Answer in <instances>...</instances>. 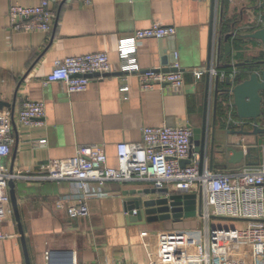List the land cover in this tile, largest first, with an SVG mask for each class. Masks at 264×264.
I'll list each match as a JSON object with an SVG mask.
<instances>
[{
	"label": "crops",
	"instance_id": "obj_1",
	"mask_svg": "<svg viewBox=\"0 0 264 264\" xmlns=\"http://www.w3.org/2000/svg\"><path fill=\"white\" fill-rule=\"evenodd\" d=\"M260 2L218 0L214 15L212 0H91L89 5L77 0H58L50 4L55 12V23L49 33H12L7 18L9 6H36L39 0H0V100L13 104L12 117L9 109L0 111L7 113L10 119L13 138L11 154L0 160V167L9 171L12 166L13 173L20 175L36 174L43 166L73 157L79 146H102L107 165L116 168V145L140 143L143 127L188 125L192 129L199 128L206 99V76L195 80L189 71L209 68L211 63L217 69L230 71L232 67L225 68L226 64L256 65L262 61L264 51L260 44L244 39L246 34L255 31L253 26L258 18H264ZM212 14L215 42L219 35L222 39L228 36L232 47L226 63L222 61L223 44L221 48L214 46L211 61H208ZM153 23L174 27L175 38L141 41L136 52L139 69H164L162 65L167 63L169 67L174 60L173 52H177L179 68L184 71L181 93L158 87L141 91L137 75L126 77L119 72L91 76L87 88L78 93L67 94L57 83L43 85L56 59L104 52L117 67L119 41ZM239 43L243 46L240 53ZM253 69L255 67L250 70ZM123 83L128 86L126 101H122L119 92ZM218 88L226 89L225 81L220 82ZM209 96L211 129L214 82ZM262 96L260 121L264 119V93ZM224 98L227 103L232 100L230 95ZM24 99L44 103V126L23 127L17 122V112ZM219 101L222 103V98ZM228 112L235 116L234 109L223 110L221 116L216 114L215 148L239 140L246 147L252 145L251 137L230 135L242 127L226 122ZM243 130L249 131L250 126H244ZM42 140L45 144L37 143ZM205 160L206 168L214 173H234L242 169L228 165L227 155L215 154L212 165L209 153ZM14 182L19 220L31 264H48L45 255L53 252H71L72 264H156L152 252L156 235L173 231L172 225L184 221L145 225L127 221L123 191L151 189L154 186L149 182L106 183L100 196L86 199L88 215L76 218L67 215L66 202L60 209L54 204L58 197H69L72 201L80 196L71 181L18 179ZM200 223L197 217L196 222L187 225L198 224L192 228L198 229ZM213 223L211 220V225ZM225 224L231 227L213 228H241L244 222L228 220ZM66 261L67 256L61 254L57 264H66ZM0 264H25L12 209L7 217L0 218Z\"/></svg>",
	"mask_w": 264,
	"mask_h": 264
},
{
	"label": "built area",
	"instance_id": "obj_2",
	"mask_svg": "<svg viewBox=\"0 0 264 264\" xmlns=\"http://www.w3.org/2000/svg\"><path fill=\"white\" fill-rule=\"evenodd\" d=\"M52 1L58 0H39L36 6L11 4L7 14L10 31L49 33L55 23V12L50 8ZM77 1L83 5L91 3V0ZM214 1L216 4L218 0ZM263 25L264 18L259 17L253 30ZM174 38V27L153 23L119 41L117 67L110 63L104 52L56 59L43 85L57 83L67 94L78 93L87 88L91 75L103 77L119 72L126 77L137 75L141 91L158 87L181 93L184 71L179 68L177 52H173L174 60L169 65L174 71L165 72L160 68L140 71L136 59L141 41ZM189 72L195 80L209 75L219 82L229 80L233 85L241 75L236 67L226 71L215 68L212 63L209 68ZM119 92L122 101H126L128 86L125 83L119 87ZM44 118V103L28 99L22 101L16 116L23 127H42ZM226 122L242 127V122L231 112L226 114ZM141 130L140 143L116 145V168L107 165L102 146H79L73 157L43 166L36 174H11L8 169L0 167V218L11 214L10 180L71 181L80 196L72 201L69 197H58L54 202L59 209L66 202L70 218L87 216L86 199L100 196L106 183L149 182L153 188H166L169 193L195 194L200 196L201 202L200 215L197 216L200 228L163 231L156 235L152 251L156 264H264V163L234 173H214L206 168V156L202 160L197 152L191 151L192 128L188 125L143 127ZM11 135L10 119L7 113H0V160L11 154ZM37 143L45 144V141ZM184 160L189 162L182 167L180 162ZM213 218L242 220L244 224L241 228H212ZM45 257L48 260L49 253Z\"/></svg>",
	"mask_w": 264,
	"mask_h": 264
},
{
	"label": "water",
	"instance_id": "obj_3",
	"mask_svg": "<svg viewBox=\"0 0 264 264\" xmlns=\"http://www.w3.org/2000/svg\"><path fill=\"white\" fill-rule=\"evenodd\" d=\"M214 6L216 4L212 0V10L214 14ZM260 8L264 12V0L260 2ZM213 14L212 21L210 24V40L208 44V61H211V55L214 52V46L217 45L221 48L223 44V62H227L232 52L231 44L228 42L229 37L226 36L224 39L219 35L217 42L213 38ZM215 15V14H214ZM244 39L254 41L260 44L264 51V25L249 34L244 36ZM223 41H225L223 43ZM248 64L240 63L236 65L226 64L225 68L231 67H242ZM163 71H174L168 67L167 64H163ZM258 69L249 73L247 79L233 85L229 80H225L226 89H219L220 84L217 78L211 79L209 75H206V95L205 104L203 110L202 124L199 128L192 129L191 137V151L197 152L201 159L209 153L210 165L213 163V156L227 155L226 163L232 166H241L240 168H251L258 167L261 162H264V119L262 118V103L264 93V59L256 64ZM183 71V69H180ZM97 76V75H91ZM90 76V77H91ZM214 82V109L213 119L211 123V129L208 118L207 100L210 97L212 83ZM231 96V102L227 103L225 96ZM209 96V97H208ZM222 98V103L219 99ZM219 102L224 110L234 109L235 118L242 122V128L240 131H232L230 135L237 137H251L253 139L252 145L244 146L242 141L239 140L231 145H223V148H215V125H216V114ZM3 108L10 110L11 117L13 115V104L9 105L0 100V111ZM250 126L249 131L243 130L244 126ZM226 146V147H225ZM13 156L15 157V150ZM188 160L180 162L183 167L188 164ZM9 172L13 173L12 166ZM135 184V183H126ZM8 193L10 197V205L14 217L18 223V230L20 233V242L25 257V264H31L27 254L25 238L23 236L21 223L18 214V203L15 195V182L10 180L8 182ZM123 207L126 214L127 221L131 224L145 225V224H156L167 221L179 223L183 220L192 219L200 215V196L195 194H174L169 193L166 188L162 189H130L123 191ZM61 254L67 256L66 264H72L71 252L64 253H49L48 264H57L58 258Z\"/></svg>",
	"mask_w": 264,
	"mask_h": 264
},
{
	"label": "rangeland",
	"instance_id": "obj_4",
	"mask_svg": "<svg viewBox=\"0 0 264 264\" xmlns=\"http://www.w3.org/2000/svg\"><path fill=\"white\" fill-rule=\"evenodd\" d=\"M258 44V43H257ZM242 45L241 43L238 44V48H239V53L241 52L242 49ZM239 57V56H238ZM197 217L192 218V219H187L183 221V224H176V225H172V227H175V230H186V229H192L198 226V224H195L194 226H189L187 225L188 223H192L193 221L196 222ZM212 221H214L213 225H211V227H231L225 223H228L227 219H217V218H213ZM201 227V223L200 226ZM178 228V229H176ZM174 229V228H173Z\"/></svg>",
	"mask_w": 264,
	"mask_h": 264
},
{
	"label": "trees",
	"instance_id": "obj_5",
	"mask_svg": "<svg viewBox=\"0 0 264 264\" xmlns=\"http://www.w3.org/2000/svg\"><path fill=\"white\" fill-rule=\"evenodd\" d=\"M245 67H248V68H245ZM255 67V69H253V70H257L258 69V66H256V65H246V66H242V67H236L240 72H241V75H239L238 76V78H237V81H243V79L246 77V76H248L247 75V73H249V72H251V71H253V70H250L251 68H254ZM223 108H222V105H221V103H219V105H218V107H217V114L218 115H222V113H223Z\"/></svg>",
	"mask_w": 264,
	"mask_h": 264
}]
</instances>
